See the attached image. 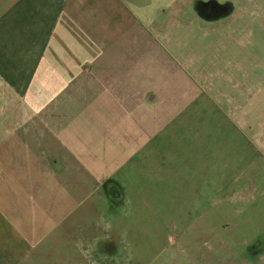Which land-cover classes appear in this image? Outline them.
Listing matches in <instances>:
<instances>
[{"label":"crops","instance_id":"0c3cea01","mask_svg":"<svg viewBox=\"0 0 264 264\" xmlns=\"http://www.w3.org/2000/svg\"><path fill=\"white\" fill-rule=\"evenodd\" d=\"M105 6L118 9L115 0H0L1 137L15 159L0 177L7 216L9 202L26 195L65 201L58 196L78 189L83 201L98 186L114 195L137 162L146 168L155 155L167 158L162 146L152 148L154 138L179 133L167 130L176 119L162 108L175 88L177 106L179 92L183 103V73L171 64L172 52L146 20H102ZM165 37L172 46L184 42L177 31ZM257 197L223 198L218 209L202 210L199 224H186L198 247L207 245V264H264V204L254 205L264 196ZM0 264L26 259L0 257Z\"/></svg>","mask_w":264,"mask_h":264},{"label":"rangeland","instance_id":"374dc122","mask_svg":"<svg viewBox=\"0 0 264 264\" xmlns=\"http://www.w3.org/2000/svg\"><path fill=\"white\" fill-rule=\"evenodd\" d=\"M115 7L112 13L105 6L101 19L146 20L183 73V103L179 92L177 106L175 88L174 100L171 92L162 105L176 119L167 130L179 133L154 138L152 148L162 146L167 158L155 155L146 168L137 162L116 195L93 185L83 201L78 189L58 196L65 201L26 195L9 202V216L0 199V257L86 264L74 242L108 236L93 253L96 264H207V245L198 247L186 224H199L202 210L218 209L234 194L264 196V0H115ZM174 31L184 42L172 46L165 35ZM4 125L0 115V177L15 161L3 148ZM41 187L48 198L49 186ZM101 216L111 221L109 233L97 226Z\"/></svg>","mask_w":264,"mask_h":264},{"label":"clouds","instance_id":"9594fccd","mask_svg":"<svg viewBox=\"0 0 264 264\" xmlns=\"http://www.w3.org/2000/svg\"><path fill=\"white\" fill-rule=\"evenodd\" d=\"M97 226L102 227L105 233H109L112 228L111 221L106 220L103 216L98 219ZM106 239H109V237L104 236L94 240L78 239L74 242V246L79 254L83 257L84 261H86V264H96L93 253L96 251L98 243L101 240Z\"/></svg>","mask_w":264,"mask_h":264}]
</instances>
